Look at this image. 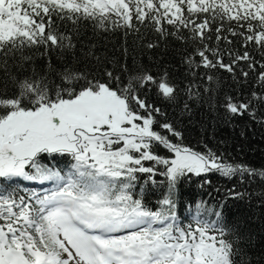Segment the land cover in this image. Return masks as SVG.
I'll return each mask as SVG.
<instances>
[{"label": "snow or ice", "instance_id": "snow-or-ice-1", "mask_svg": "<svg viewBox=\"0 0 264 264\" xmlns=\"http://www.w3.org/2000/svg\"><path fill=\"white\" fill-rule=\"evenodd\" d=\"M159 51L172 59L153 75L139 58ZM205 109L264 126V0H0V264H251L223 204L187 225L177 212L184 178L264 184V168L185 144L177 121ZM140 174L166 178L155 209Z\"/></svg>", "mask_w": 264, "mask_h": 264}, {"label": "trees", "instance_id": "trees-1", "mask_svg": "<svg viewBox=\"0 0 264 264\" xmlns=\"http://www.w3.org/2000/svg\"><path fill=\"white\" fill-rule=\"evenodd\" d=\"M86 30L91 32V26L89 25ZM107 35L108 39L104 40V44L109 52L115 49V55L119 57V50L123 45L120 34L108 33ZM139 59L145 68L156 75L160 64L171 60L172 56L164 55L162 51H159L153 56L144 54ZM247 91L245 89V93ZM150 99H155L154 94L150 95ZM157 103L158 106L165 108L169 117L175 115L173 109L159 104L158 101ZM193 120L195 123L192 124H189L186 118L177 121L180 130L184 131L186 145L201 152L206 151L204 146L207 145L208 149L221 155L225 163H243L256 169L264 168V126L247 116L237 118L231 125H228L223 123L222 114L218 119H210L206 109L198 111ZM201 120H203V127L199 123ZM158 154L170 155L164 149H160ZM208 179L211 183L205 184L201 178L193 176L191 179L180 180L175 190L178 215L186 210L195 212L197 203L207 202L204 204L209 203L213 210H220L217 206L223 204L222 211L227 223L236 226L247 237H250L247 250L251 264H264V184L252 180H245L241 183L239 178L226 180L215 172L208 175ZM153 180L160 182L154 186L155 189L150 188L147 174H140V179L136 182L133 191L137 198H140L141 189H143V199L144 194L146 198L156 195L158 199L155 198L150 206L155 209L159 206V201L163 199V193H167V181L160 175L153 177ZM233 187L235 191L245 193L244 198H229L228 190ZM216 189L220 191L217 192ZM144 202L148 205L145 200ZM203 208L204 206L201 210Z\"/></svg>", "mask_w": 264, "mask_h": 264}]
</instances>
